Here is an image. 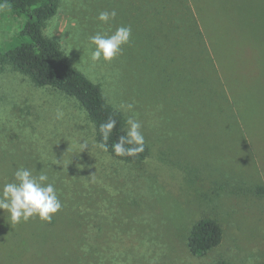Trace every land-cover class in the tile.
<instances>
[{
  "label": "rangeland",
  "instance_id": "rangeland-1",
  "mask_svg": "<svg viewBox=\"0 0 264 264\" xmlns=\"http://www.w3.org/2000/svg\"><path fill=\"white\" fill-rule=\"evenodd\" d=\"M119 26L129 43L93 63L89 38ZM16 31L0 8V46ZM45 34L140 122L149 155L113 158L75 99L0 70V186L20 166L43 171L62 203L51 222L12 225L0 210V264L264 263V0H59ZM203 217L223 241L196 257Z\"/></svg>",
  "mask_w": 264,
  "mask_h": 264
},
{
  "label": "trees",
  "instance_id": "trees-1",
  "mask_svg": "<svg viewBox=\"0 0 264 264\" xmlns=\"http://www.w3.org/2000/svg\"><path fill=\"white\" fill-rule=\"evenodd\" d=\"M0 8L10 13L17 25L13 37L0 46V70L11 67L26 75L36 87L50 88L75 99L87 112L97 141L107 145L105 151L109 155L126 163L144 162L149 155L145 146L144 151L135 156L115 154L112 145L126 133V118L107 105L100 85L73 66L59 43L45 34L47 23L58 13L59 0H0ZM189 21L186 18V22ZM186 29L189 31L188 26ZM110 119L116 121V126L105 140L101 125ZM256 194L264 196V187H257ZM222 241L221 225L212 218L203 217L192 227L187 245L193 256L204 257Z\"/></svg>",
  "mask_w": 264,
  "mask_h": 264
},
{
  "label": "clouds",
  "instance_id": "clouds-1",
  "mask_svg": "<svg viewBox=\"0 0 264 264\" xmlns=\"http://www.w3.org/2000/svg\"><path fill=\"white\" fill-rule=\"evenodd\" d=\"M116 15L115 10L101 11L97 19L102 24H108ZM131 35L132 29L128 26H119L110 34L97 32L89 38L91 45L94 46L90 60L93 63L111 62L122 52L123 46L129 43ZM132 107L131 104L127 105L129 109ZM63 116V111L57 110L56 119L60 120ZM126 124L128 126L126 133L119 136L117 142L112 145L117 156H135L144 151L140 122L129 117ZM115 126L116 121L111 119L101 125L105 140ZM87 146L86 142L80 144L81 149ZM100 147L107 149L106 144ZM48 181L49 177L43 171L38 176H34L30 169L20 166L14 171L13 180L0 186V210L8 214L12 225L27 222L33 217L44 222L52 221L53 216L62 208V203L54 184Z\"/></svg>",
  "mask_w": 264,
  "mask_h": 264
}]
</instances>
